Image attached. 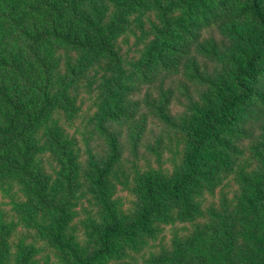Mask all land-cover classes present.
Masks as SVG:
<instances>
[{
	"label": "trees",
	"instance_id": "trees-1",
	"mask_svg": "<svg viewBox=\"0 0 264 264\" xmlns=\"http://www.w3.org/2000/svg\"><path fill=\"white\" fill-rule=\"evenodd\" d=\"M136 12V23L145 29L136 42L140 57H122L117 40ZM146 12L154 16L147 28ZM212 27L221 41L205 37ZM60 49L74 51V63L63 66ZM103 61L113 73L105 91L109 108L97 116L105 152L89 143L82 166L63 133L45 130L44 124L58 105H71L69 90ZM219 63L230 66L228 77L211 68ZM62 68L72 77L62 78L53 90L51 76ZM192 83L213 94L203 97V111L194 105ZM174 102L198 117L189 128L184 166L172 179L147 174L138 184L136 211L121 216L107 191L109 176L124 159L126 143L137 154L155 127L179 128L169 111ZM45 140L64 165L61 192H50V179L35 166ZM247 141L260 142L253 149L259 167L252 175H239L245 191L239 204L233 208L224 199L188 243L175 241L147 264H264V0H0V179L19 178L37 208L53 213L42 232L65 255L64 264L122 257L163 218L164 204L176 205L184 219L198 214L189 198L194 182L206 181L220 168L229 171L233 155L242 154L238 145ZM79 176L104 213L92 231V246L84 249L67 235L68 196ZM8 230L0 222V264L11 259ZM240 236L252 246L249 252L239 248ZM16 260L26 264L24 258Z\"/></svg>",
	"mask_w": 264,
	"mask_h": 264
},
{
	"label": "rangeland",
	"instance_id": "rangeland-1",
	"mask_svg": "<svg viewBox=\"0 0 264 264\" xmlns=\"http://www.w3.org/2000/svg\"><path fill=\"white\" fill-rule=\"evenodd\" d=\"M139 16L140 12L131 16L130 26L117 40V49L122 57H140V48L136 42L142 39L145 29H141L136 23ZM142 20L147 28L152 24L154 16L146 12L142 15ZM226 25L231 26V23ZM212 28L205 32V37H210L212 43L221 41L223 36L216 28ZM58 53L62 56L63 66H66L67 60L74 63L77 57L72 50L60 49ZM107 66V61H103L83 73L68 92L71 105H58L44 124L45 130L56 127L63 133L64 139L73 150V156L82 166L86 161V147L89 143L99 154L105 152L96 130L97 116L102 110L109 108L105 91L108 90L113 73L107 72ZM211 68H215L221 77H228L230 66L219 63L211 65ZM71 77L66 68L55 71L51 76V85L55 87L53 90H57V82L61 83L62 78ZM191 85L194 105L200 111L205 110L203 97L211 99L212 92L206 85ZM169 111L179 128L155 127L156 134H147L137 154H134L126 143L124 132L122 140L126 143L125 157L116 165L107 184L110 200L121 216L132 215L136 211L138 184L147 174L172 179L184 166L186 148L191 138L189 128L197 125L198 117L192 112H187L183 105L176 102ZM45 130L41 132L45 133ZM123 130L125 131L126 127ZM45 142L46 150L37 157L35 166H42L46 177L50 179V192H61L59 175L64 165L50 144L46 140ZM257 143L260 142L240 143L238 147H241L242 154L233 155L235 159L229 171L220 168L210 174L206 181L194 182L189 198L198 206V214L184 219L176 205L164 204L163 218L152 222L149 233L138 236L140 242L136 248L127 247L122 257L108 258L101 264H147L149 259L169 250L175 241L188 243L195 227L207 225L211 221L210 211L220 209L224 199L235 208L239 204V196L245 192L238 181L239 175H252L259 167L253 153ZM73 189L67 202L70 215L67 235L73 237L80 248L84 249L92 246V231L102 222L104 213L83 177H78ZM53 219L51 211L37 208L33 199L26 193L22 180L13 177L0 179V222L9 229L6 233V248L11 259L7 264H18V256L24 258L26 264H64L65 255L54 247L42 232ZM239 248L249 252L252 246L240 236Z\"/></svg>",
	"mask_w": 264,
	"mask_h": 264
}]
</instances>
